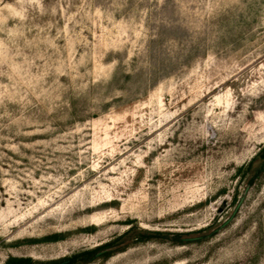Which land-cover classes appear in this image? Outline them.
<instances>
[{
  "label": "rangeland",
  "instance_id": "obj_1",
  "mask_svg": "<svg viewBox=\"0 0 264 264\" xmlns=\"http://www.w3.org/2000/svg\"><path fill=\"white\" fill-rule=\"evenodd\" d=\"M263 154L264 0H0V264H264Z\"/></svg>",
  "mask_w": 264,
  "mask_h": 264
},
{
  "label": "trees",
  "instance_id": "obj_2",
  "mask_svg": "<svg viewBox=\"0 0 264 264\" xmlns=\"http://www.w3.org/2000/svg\"><path fill=\"white\" fill-rule=\"evenodd\" d=\"M258 154H256L253 159L251 160L250 162V165L248 168L251 167L252 163L255 161L254 159L256 158ZM264 168V154L262 156V159L260 160V162L258 163L257 165V169L256 171H260ZM134 227H130L129 229H127V231H125L122 235H121V238L122 237H126V236H132L134 233ZM152 232H149V231H141L140 235L137 236V235H134L138 240H145V239H148L150 238V236H152ZM133 236V237H134ZM114 243V241H108L102 245H100L101 247L99 248H106V247H110L112 246ZM89 251H85L84 253H78V254H75L71 257H68V258H65L61 261H67L66 263L64 264H73L74 261H76L80 256H82L83 254H88ZM59 261V262H61ZM10 262H15V264H31L32 260L30 258H27V259H22V258H15V259H11V260H7L4 264H10ZM56 264V263H54Z\"/></svg>",
  "mask_w": 264,
  "mask_h": 264
},
{
  "label": "water",
  "instance_id": "obj_3",
  "mask_svg": "<svg viewBox=\"0 0 264 264\" xmlns=\"http://www.w3.org/2000/svg\"><path fill=\"white\" fill-rule=\"evenodd\" d=\"M239 205H240V201L238 202V204H237V206H236V209L239 207ZM67 261L65 260V261H61V262H58V263H56V264H64V263H66Z\"/></svg>",
  "mask_w": 264,
  "mask_h": 264
}]
</instances>
